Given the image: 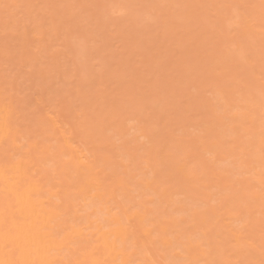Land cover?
<instances>
[{
    "label": "snow or ice",
    "instance_id": "snow-or-ice-1",
    "mask_svg": "<svg viewBox=\"0 0 264 264\" xmlns=\"http://www.w3.org/2000/svg\"><path fill=\"white\" fill-rule=\"evenodd\" d=\"M0 41V264H264V0L2 2ZM129 121L139 142L114 145Z\"/></svg>",
    "mask_w": 264,
    "mask_h": 264
},
{
    "label": "rangeland",
    "instance_id": "rangeland-1",
    "mask_svg": "<svg viewBox=\"0 0 264 264\" xmlns=\"http://www.w3.org/2000/svg\"><path fill=\"white\" fill-rule=\"evenodd\" d=\"M37 0H35L34 1V3L36 2ZM59 1H61V2H59ZM71 1V0H70ZM70 1H68V0H64L63 2H62V0H55V2H53V3H70ZM73 1H75L76 3H79L80 4V2H81V4H84V1L85 0H73ZM73 1H71L72 3H73ZM96 0H86V2H85V4H95L94 2H95ZM100 1V2H99ZM126 1V2H125ZM123 0V2H122V0H121V2L119 1V0H97V2H96V4H100L101 2H103V4H112V3H116L117 2V4H118V2L119 3H129V2H137V3H149V2H153L154 0ZM176 3V0L174 1V0H160V1H158V0H155L154 2L155 3ZM188 1V2H187ZM191 1V2H190ZM227 1V2H226ZM74 2V3H75ZM104 2H106V3H104ZM109 2V3H108ZM242 3V2H244V3H242V4H254V5H259V3H260V0H177V3H212V4H225V3ZM36 3H38V1L36 2ZM51 3V2H50ZM257 11H258V9H257ZM105 33V34H104ZM103 34H97L96 35V37L95 38H97L96 40L98 41V42H100V43H102V44H108V46H109V51H119V52H121V53H124V54H131V53H133V51H135L136 49H135V39H134V33L133 34H131V36L130 35H127V36H117V38H115L116 37V35H113L112 36V33L111 32H104ZM110 35V36H109ZM106 36V37H105ZM110 37V38H109ZM108 38V39H107ZM124 38H125V40H124ZM119 39V40H118ZM121 39V40H120ZM132 39V40H131ZM109 42H108V41ZM127 40V41H126ZM131 41V42H130ZM35 43H36V41H35ZM115 44H116V46H115ZM131 44V45H130ZM35 45H37L38 46V43L37 44H35ZM127 46V47H126ZM130 47V48H129ZM37 48V47H36ZM33 49H35V46H34V48ZM40 49V48H39ZM38 49V51L39 52H35V51H32L33 52V55L32 54H30V53H32L31 51L29 52V54L31 55V56H40V54H42V52H41V50H39ZM48 49H49V47H48ZM51 47H50V49H49V51L48 50H45V52H46V54L47 55H49V53H51L50 51H51ZM124 49H126V50H124ZM133 49V50H132ZM190 49V50H189ZM188 50V51H187ZM186 50V57H187V59L191 62L192 60V62H191V64H192V66H193V68L195 67V70H199V69H201V70H203V66L201 65V63H200V61H201V59L203 58V56L205 55V53H204V51L202 50V49H200V48H192L191 49V47L190 48H188ZM195 50V51H194ZM42 51H44V49L42 48ZM48 51V52H47ZM197 51H198V53H197ZM44 52V53H45ZM188 53V54H187ZM196 53V54H195ZM28 54V55H29ZM192 54V55H191ZM193 54H195V55H193ZM45 55V54H44ZM43 56V55H42ZM196 56V57H195ZM57 57V56H56ZM65 57V58H64ZM199 57V58H198ZM66 60H67V57L64 55V53H62V55H60L58 58H57V62L59 63V64H61V65H63L64 64V62H66ZM195 62V63H194ZM196 62H197V64H196ZM195 65V66H194ZM197 68V69H196ZM209 71H211V69H208ZM57 77H53V79H52V77L51 78H44L43 80L41 79V81H40V79H38V80H36L35 82H34V84H32V87H33V85H35L34 87L36 88V89H39V87L41 88V89H39L40 91H37V90H34V91H37V93L39 92V93H42L41 95H40V97L41 98H43L45 101H47L45 98H47L48 99V97L51 95V91L53 90V89H55V88H53V86L54 87H56V84H55V79H56ZM47 79V80H46ZM48 79H49V81H48ZM36 82H39L38 84L36 83ZM41 82H44L45 83V85L43 84V83H41ZM50 83H51V85H50ZM37 84V85H36ZM40 84V85H39ZM43 84V85H42ZM53 84V85H52ZM38 86V87H37ZM46 87V89H48V91H46V89H45V87ZM48 86H51L50 88L48 87ZM33 87V88H34ZM44 87V88H43ZM49 89H51V90H49ZM43 90H45V91H43ZM31 91H32V93H33V90L31 89ZM44 92V93H43ZM49 92H50V94H49ZM46 93H48V94H46ZM35 94H36V92H35ZM34 93L32 94V95H35ZM36 95H38V94H36ZM38 95V96H39ZM43 95V96H42ZM48 95V97H46ZM35 98L36 97H34L33 96V99L35 100ZM38 98V97H37ZM33 100V101H34ZM103 102V101H102ZM104 103V102H103ZM33 107H36V103L34 104V102H33ZM98 105L100 106V105H103L102 103H101V101H100V104H99V102H98ZM129 123V124H128ZM128 123H124L123 125H125L126 126V124L128 125V127L127 128H125V126L124 127H122L123 125H119V124H116V125H114V128L112 127V129H113V131H112V134H111V142L115 145V144H117V143H119V142H122V141H124V142H126L127 143V141L129 140V139H131L132 141H136V142H138L139 141V136L137 135V133L134 131V129L136 128L137 129V124L135 123V121H130V122H128ZM116 126V127H115ZM118 126V127H117ZM121 126V127H120ZM130 126L133 128H131V130L129 131V129H130ZM135 128H134V127ZM120 127V128H119ZM163 128H164V125L162 124L161 125V136L163 137V136H165L166 134H167V131L166 132H164L163 133V131H165V129L163 130ZM118 129H119V131H118ZM167 130V129H166ZM116 133V134H115ZM128 133V134H127ZM120 134H121V136L122 137H124V138H122L121 136H120ZM125 134V135H124ZM126 135H127V137H126ZM112 136H113V138H114V140H113V138H112ZM129 136V137H128ZM131 137V138H130ZM134 137V138H133ZM128 139V140H126V139ZM136 138V139H135ZM113 140V141H112ZM117 140V141H116ZM118 155V157H117V159L119 160V158H122L121 160L123 161L124 160V156H126L127 155V153H125L124 154V156L123 155H120L119 153H117L116 154V156ZM121 157H120V156ZM123 162H121V163H119V164H122Z\"/></svg>",
    "mask_w": 264,
    "mask_h": 264
},
{
    "label": "bare ground",
    "instance_id": "bare-ground-1",
    "mask_svg": "<svg viewBox=\"0 0 264 264\" xmlns=\"http://www.w3.org/2000/svg\"><path fill=\"white\" fill-rule=\"evenodd\" d=\"M34 1L35 0H0V3H2V2H7V3H28V2H32V3H34ZM38 1V3H53V2H55V0H37ZM36 1V2H37ZM58 1V0H57ZM64 0H62V2H63ZM68 1H70V0H68ZM71 1H73V0H71ZM70 1V3H72ZM104 1V0H103ZM109 1V0H108ZM120 2H121V0H119ZM125 1V0H124ZM136 1V0H135ZM152 1V0H151ZM155 1V0H154ZM153 1V2H154ZM158 1H160V0H158ZM175 1V0H174ZM199 1V0H198ZM224 1V0H223ZM250 1V0H249ZM35 2V3H36ZM59 2H61V1H59ZM75 1H73V3H74ZM85 2H86V0L84 1V4H85ZM96 2H97V0L94 2L95 4H96ZM100 2V1H99ZM122 2H123V0H122ZM126 2V1H125ZM166 2V1H165ZM188 2V1H187ZM191 2V1H190ZM227 2V1H226ZM76 3V2H75ZM87 3V2H86ZM104 3H106V2H104ZM109 3V2H108ZM117 3V2H116ZM119 3V2H118ZM144 3V2H143ZM161 3V2H160ZM167 3V2H166ZM172 3V2H171ZM176 3H177V0H176ZM231 3V2H230ZM233 3V2H232ZM242 3H244V2H242ZM80 4H81V2H80ZM93 4V3H92ZM100 4H103V2H101ZM113 4V3H112ZM220 4V3H219ZM252 4V3H251ZM258 12V11H257ZM109 33V32H108ZM105 34V33H104ZM110 34V33H109ZM114 34H112V36H113ZM134 35V34H133ZM110 36V35H109ZM131 36V35H130ZM96 37V36H95ZM106 37V36H105ZM110 38V37H109ZM115 38H117V36L115 37ZM95 39H97V38H95ZM108 39V38H107ZM119 40V39H118ZM121 40V39H120ZM124 40H125V38H124ZM132 40V39H131ZM35 41H36V43L35 44H37L38 43V46L37 45H33L29 50H28V52H26V55H28L29 54V52L31 51H35V52H39L38 51V49L39 50H41V52H42V54H40V56H44V54L45 55H47L46 54V52H45V50H48L49 51V49H50V47L51 48H53V47H56L57 46V44H58V41L56 40V39H54L53 37H51V36H49V35H45L43 38H41V37H39V36H37V37H35ZM108 41V40H107ZM127 41V40H126ZM109 42V41H108ZM131 42V41H130ZM135 42V41H134ZM108 45V44H107ZM131 45V44H130ZM34 46H35V49H33L34 48ZM115 46H116V44H115ZM37 47V48H36ZM48 47H49V49H48ZM127 47V46H126ZM42 48L44 49V51H42ZM130 48V47H129ZM109 49V48H108ZM192 49V48H191ZM124 50H126V49H124ZM133 50V49H132ZM190 50V49H189ZM47 51V52H48ZM120 51V50H119ZM188 51V50H187ZM195 51V50H194ZM45 52V53H44ZM51 53H49V54H52V49H51V51H50ZM133 52H135V51H133ZM197 53H198V51H197ZM30 54H32L33 55V52L32 53H30ZM29 54V55H30ZM188 54V53H187ZM196 54V53H195ZM195 54H193V55H195ZM60 55H62V53H57L56 54V56H57V58L60 56ZM65 55V54H64ZM192 55V54H191ZM37 56V55H36ZM187 56V55H186ZM196 57V56H195ZM65 58V57H64ZM199 58V57H198ZM193 61V60H192ZM191 61V62H192ZM65 63V62H64ZM195 63V62H194ZM196 64H197V62H196ZM198 65V64H197ZM195 66V65H194ZM194 69H195V67H194ZM197 69V68H196ZM199 70H201V69H199ZM45 77H41V79L43 80ZM49 78H51V77H49ZM58 78V77H57ZM56 78V79H57ZM41 79H40V81H41ZM52 79H53V77H52ZM55 79V80H56ZM38 80V79H37ZM47 80V79H46ZM2 81H3V50H2V41H0V92H2ZM39 81V80H38ZM48 81H49V79H48ZM50 82V81H49ZM37 84L39 83V82H36ZM41 83H43L44 85H45V83L44 82H41ZM34 84V83H33ZM36 84V85H37ZM42 84V85H43ZM40 85V84H39ZM50 85H51V83H50ZM53 85V84H52ZM35 85H33V87H34ZM32 87V90H33V93L35 94V92H36V94H42V93H37V91H40L39 89H41L40 87H39V89H36L35 87L33 88ZM38 87V86H37ZM45 87V86H44ZM43 87V88H44ZM49 88L51 87V86H48ZM53 88H55L54 86H53ZM45 89H46V87H45ZM34 90H37V91H34ZM49 90H51V89H49ZM43 91H45V90H43ZM46 91H48V89H46ZM41 92V91H40ZM52 92V91H51ZM32 93V94H33ZM44 93V92H43ZM32 95V96H34V97H36L35 98V100L33 101L34 102V104L36 103V107L37 106H43L44 105V103L46 102L43 98H41L40 97V95L38 96V95ZM46 94H48V93H46ZM49 94H50V92H49ZM43 96V95H42ZM38 97V98H37ZM46 97H48V95L46 96ZM46 100H47V98H45ZM101 103L103 104V102H102V100H101ZM99 104H100V101H99ZM34 106V105H33ZM100 107H103V105H100ZM18 115H19V113H18ZM38 116H39V118H41V119H51V117L49 116V113L47 112V110L45 109L43 112H41V113H38ZM60 119H61V121H63L64 123H67V121L64 119V117L63 116H61L60 117ZM130 122V121H129ZM129 124V123H128ZM119 125H123V124H119ZM55 126V125H54ZM125 125H123L122 127H124ZM126 126L128 127V125L126 124ZM125 126V128H127ZM116 127V126H115ZM118 127V126H117ZM121 127V126H120ZM119 127V128H120ZM134 127V126H133ZM113 128H114V126H113ZM131 126H130V129H129V131L131 130ZM135 128V127H134ZM115 129V128H114ZM133 129V128H132ZM165 129V127L163 128V130ZM135 130H137L136 128L134 129V131ZM112 131H113V129H112ZM118 131H119V129H118ZM167 130L165 129V131H163V133L164 132H166ZM136 132V131H135ZM116 134V133H115ZM128 134V133H127ZM125 135V134H124ZM162 135V134H161ZM120 136H121V134H120ZM122 137V136H121ZM125 137V136H124ZM124 137H122V138H124ZM126 137H127V135H126ZM129 137V136H128ZM112 138H113V136H112ZM131 138V137H130ZM134 138V137H133ZM126 139V138H125ZM129 139V138H128ZM128 139H126V140H128ZM136 139V138H135ZM113 140H114V138H113ZM112 140V141H113ZM117 141V140H116ZM125 141V140H124ZM124 141H122V142H124ZM137 141V140H136ZM139 142V141H138ZM124 143H126V142H124ZM125 154V153H124ZM124 154H123V156H124ZM121 155V154H120ZM119 155V156H120ZM3 156H4V145H3V143H0V161H2L3 160ZM117 157H118V155L117 156H115L114 157V159H115V162L116 163H121V162H123L121 159L122 158H119V160L117 159ZM121 157V156H120ZM123 164V163H122ZM39 165H37V167H38ZM33 170H35V168L33 169ZM54 203V202H53ZM257 207H258V205H257Z\"/></svg>",
    "mask_w": 264,
    "mask_h": 264
}]
</instances>
